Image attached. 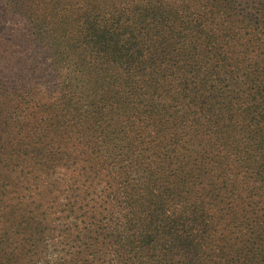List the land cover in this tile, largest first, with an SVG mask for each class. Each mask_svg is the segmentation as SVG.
<instances>
[{
	"label": "trees",
	"instance_id": "trees-1",
	"mask_svg": "<svg viewBox=\"0 0 264 264\" xmlns=\"http://www.w3.org/2000/svg\"><path fill=\"white\" fill-rule=\"evenodd\" d=\"M40 173L108 178V253H48L40 234L14 253L13 186ZM65 184L41 189L54 214L82 190ZM0 264H264V0H0Z\"/></svg>",
	"mask_w": 264,
	"mask_h": 264
},
{
	"label": "rangeland",
	"instance_id": "rangeland-1",
	"mask_svg": "<svg viewBox=\"0 0 264 264\" xmlns=\"http://www.w3.org/2000/svg\"><path fill=\"white\" fill-rule=\"evenodd\" d=\"M13 26L18 30H24L26 27L24 23L20 20H15ZM39 67L46 73V79L52 77L53 81L48 83L52 87L47 94H54L60 96L58 91V80L56 78L57 71L52 66L49 67L48 63L39 64ZM83 72H78V68L71 67L70 73L72 76H76L78 81L76 89L79 91L80 95H90L91 89L94 86L99 85V82H84L82 79L83 73L87 70V64L81 65ZM55 77V79L53 78ZM43 81V80H42ZM43 85L47 87L43 81ZM57 86V87H56ZM57 88V91H56ZM73 88V87H72ZM51 94V90H53ZM75 91V88H74ZM57 96V97H58ZM64 98V97H63ZM46 99L50 100L49 96L46 95ZM77 102H80L79 100ZM81 106V111L85 112L87 101H83ZM69 112H72L71 109H68ZM24 139V138H23ZM24 141H29L24 139ZM32 154H21L20 158L22 160V168L26 169L25 172L29 173L32 171V166L40 167V159H31L29 157ZM25 164V165H24ZM119 163H111L110 169H114V172L118 171ZM42 172H44L42 170ZM101 173V172H100ZM40 179L42 184H36L33 182L26 181L23 184H19L13 187L20 189V198L24 205L22 212L17 223L19 226H10L7 227V239L11 244V249H14V253L20 250L21 241L27 240L30 237L33 241L38 239V235L47 236L49 235V245L43 247V251L48 253H58V252H70L77 253L80 249H84L90 255V258L94 259V255H101L102 253H108V248L110 245L106 244V240H101L92 245L93 233L98 225L109 227L106 228V231L114 228L118 225L119 220L121 219L119 215L121 202L118 200L120 197L115 194L113 204H108V199L111 194L110 187L107 186L106 180L107 177L103 175L93 180V188L95 187V193L90 188L86 192H82L87 188V183L84 182V177L82 176L85 173H81L79 177L74 180L69 178L68 180L61 179V176H57L58 181H54V177L49 175V173H40ZM74 180V181H73ZM73 181V182H72ZM65 183L71 184L72 187L77 186L79 189L82 188L78 197H71L66 199V210L61 207V201L57 199L55 207L57 212L54 214L45 204V200L41 197V189L45 188L47 185H55L57 187H62L66 185ZM78 191V190H77ZM76 191V192H77ZM110 191V192H109ZM83 194L85 197H83ZM113 195V194H112ZM123 205V204H122ZM59 206V207H58ZM119 207V208H118ZM60 210H62L60 214ZM47 211V215H46ZM65 211V212H63ZM86 215H92L94 219L87 217ZM123 234H129L127 227L123 228ZM29 248L31 246H28ZM39 250L38 248L34 249Z\"/></svg>",
	"mask_w": 264,
	"mask_h": 264
}]
</instances>
